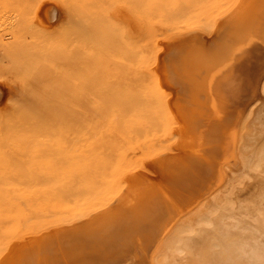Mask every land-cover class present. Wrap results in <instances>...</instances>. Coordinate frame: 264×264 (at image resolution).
<instances>
[{
    "label": "rangeland",
    "instance_id": "rangeland-1",
    "mask_svg": "<svg viewBox=\"0 0 264 264\" xmlns=\"http://www.w3.org/2000/svg\"><path fill=\"white\" fill-rule=\"evenodd\" d=\"M124 1L0 0V264H52L45 260V252H39L48 248L50 239L58 245L65 241L61 236H69V228L63 229V234L44 235L55 232L59 224L53 216L67 201L91 204L93 210L90 208L89 216L85 214V221L77 226L84 229L79 231L92 235L101 231L98 222L107 214L126 207L131 215L129 208L135 201L148 208L144 197L151 192L165 194L155 201L161 198L162 205L168 206L173 198L170 186L177 184L172 181L171 170L185 168L193 158L198 159L199 145L216 122L222 127L223 139L235 129L236 147L241 135L264 132V124L256 120L255 114L246 117L251 104L257 112L259 102L261 105L264 101L260 82L254 97L243 100L240 115L221 124L223 106L220 111L200 109L203 115L199 110L195 112L190 97L175 81L186 79L182 70L188 63L183 59L190 45L204 43V48H210L223 37L224 42L227 25L233 26L230 20L258 4V0H147L152 10L144 13L143 39L135 45L136 50H128L126 44V35L130 40L135 37L134 29L126 34L121 28H127L128 17L111 14ZM46 3H54L59 9V17L52 22L42 14ZM159 4L162 11L153 14ZM221 20L225 25L219 29L202 26L207 21ZM101 24L109 28L101 29ZM200 33L208 35V43ZM66 89L73 93L69 95ZM179 104L188 107V115ZM182 116L189 119L187 123ZM243 118L251 120L243 125ZM197 119H203L206 125L200 127ZM231 137L220 142L224 151L218 164L206 162L214 167L202 173L206 174L202 176L204 181L215 177L210 190H219L220 183L241 170ZM260 174L254 173L255 182L250 180L253 186L263 178ZM248 181L245 179L242 187L246 188ZM211 197L209 193L203 201ZM201 202L189 204L181 214L194 217ZM40 218L43 222L35 220ZM31 239L36 245L32 244L29 254L25 247ZM162 241L158 238L147 244L148 252L137 258L139 263L136 258L132 260L136 259V264H157L156 250ZM185 258L167 263L193 264L190 257ZM68 262L60 264H74V260Z\"/></svg>",
    "mask_w": 264,
    "mask_h": 264
},
{
    "label": "bare ground",
    "instance_id": "bare-ground-1",
    "mask_svg": "<svg viewBox=\"0 0 264 264\" xmlns=\"http://www.w3.org/2000/svg\"><path fill=\"white\" fill-rule=\"evenodd\" d=\"M160 1L162 0H150L151 3H160ZM146 3L147 0H125L124 3L121 4L123 6L120 5L111 10L113 17H128L125 21L127 28L125 26L121 27L123 28V33L129 34L131 30L134 29L133 32L135 37L132 40L126 35L128 39L126 43L129 47L128 50H132L135 45L140 43L143 39L142 32L145 26L144 13L152 10L151 7L148 6V4L151 3L148 2L147 5ZM43 8L42 14L45 20L52 22L59 17V9L56 4L46 3ZM160 10L161 5L159 4L158 9H155L152 13L157 14L162 11ZM93 12L96 13L97 11ZM99 12L103 13V11ZM230 21L233 22L234 28L232 29V25H227L226 28L228 30L224 42L223 37L219 42L217 41L210 46V48H204L206 47L204 43L189 46L190 49L189 51H185V57L183 59V61L188 63L186 65L187 68L186 70H182L186 79H175L185 93L184 95L190 97L191 102L195 105V112L199 110V113L203 115V111L200 109L204 110L209 107L215 111L217 109L220 111L223 106L225 112L223 111L224 117H222V121L220 120L219 122L221 124L223 120H226L225 122H231L232 117L235 118L238 114L240 115L244 102L243 100L250 101L254 97L259 82L264 92V0H258V4H253L250 9L247 8L242 10L241 13L239 12L237 14V17ZM223 23V20L218 21V23L207 21L203 23L202 26L207 30L213 28L215 30V28L219 29L222 25H225V23ZM99 28L108 29L109 26L101 24ZM205 34L200 33L199 36L204 38L206 42L208 41V35L206 36ZM11 43L12 42H10V44ZM11 47L12 46H10V49H12ZM136 49L135 47V50ZM172 100H170V102ZM256 104L255 106H258ZM178 106L184 115L189 112L185 104L182 105V107L180 104ZM259 106L258 111L255 112L254 103L253 105L251 104V106L248 107L246 117L256 115V120L258 119L261 124H264V101L261 102V105L259 102ZM205 113L206 112H204V114ZM186 119L187 121L189 120L184 117V121H186ZM243 119L242 124H247L246 121L249 119ZM202 120L197 119L196 121L197 125H201L200 127L206 125ZM182 123L184 124V122ZM216 124L210 127L204 139L202 138L203 142H201L202 144L199 145V150L197 151L198 159L194 160L193 158L187 163L188 165H185V168H178L177 166L176 169L174 168L171 170L170 175L172 181H177L176 183L179 184H171L170 187L172 189L170 194L173 198L171 197V199H169L168 206H166V204L162 205L163 200H161V198L158 199V203L155 201L158 196H166L165 194H158V190L153 193L151 192L147 197H144L147 199L145 205L148 204V208H142L141 206L144 204L135 201L136 204L138 203V205H141L138 206L134 203V205H130L129 210L133 211L131 215L128 214V209H125L126 207L121 211L112 212L113 214H107L98 222L101 231L92 235L89 234V232L86 234L83 233L85 231H79L82 227L78 229L81 225L79 227L77 226L78 223L81 224L85 221L82 220V217H84L85 214V217H87L91 204L86 205L82 202L74 203L67 201V203H63L62 207H60V211H57L58 213L53 216L54 221L59 224L58 227L56 225V230H53L55 232L47 231L44 235H49L51 237V233L53 235L56 233L63 234L62 230L69 228L71 229L68 231L69 236L67 237L66 234L61 236L64 237L65 241L58 245H53L55 241L50 239L48 248L41 249V252H39L40 255L45 252V257L48 255L45 260L51 261L52 264L66 263L68 262L66 261L67 259L69 260L68 263L74 260V264H127L129 260L132 264H136L134 261L148 252L147 244L155 243L158 238H161L163 239L162 245H159L160 247L156 250L157 253L155 256V260L160 264H168L167 262H169L170 259H175L173 261H176V259L179 260L185 257H190L193 264H264V132L258 134L254 133V135L253 133L241 135V143L239 142L240 145L237 147L234 144L236 137L234 132L235 129L233 131L234 136L233 132L232 134H228L230 137L232 135V142L236 147V149H232L235 155L238 154L237 158L239 159L241 170L238 169L239 171L234 173L226 183H220L221 188L218 187L220 188L219 190L214 191L210 190V188L213 187L216 182L214 181L215 177L205 181L202 180V176L205 178L207 174L206 171H208L209 168L212 170L214 169L212 166L208 167L206 162L215 164L216 166L222 155V150L224 151L221 147V143H223L221 141L224 140L225 142V140L230 138L228 135V138L224 136L227 139L221 138L222 127ZM232 124L229 123V125ZM195 128H197V126ZM240 129L241 131L244 130L242 126ZM177 134H174L175 137H177ZM257 135L259 136L256 139L255 136ZM172 141H174V139ZM232 142L230 144H232ZM197 144H195V146ZM230 151L232 152L231 149ZM129 166L130 164L127 165V167ZM227 168L229 169V167ZM196 171L198 172L197 174ZM254 173H261L260 175H263L261 176L263 178L253 186L252 181L255 182V180H253V178L255 179ZM247 178L249 181L246 185L248 186L244 188L242 184ZM251 179L252 181L250 182ZM216 187L217 186L214 188ZM209 193L212 195L211 199L203 201L205 195ZM54 197L52 195V199H55ZM200 200H202V202L197 205V212L194 214V217L191 218L186 214H181L184 207L189 204V206H191L194 202ZM57 202L54 204L57 205ZM51 203L52 202H50V204ZM93 203L97 204V201ZM93 207H95V205ZM45 217L44 220L48 218ZM97 218L98 216L95 219ZM35 220L39 221L41 218ZM75 221L77 222L75 223ZM41 222L43 221L41 220ZM39 225H41V223ZM39 233H42V230ZM138 235H141V238L137 237ZM78 236L79 239H77ZM56 238H54V240ZM44 240L45 239L42 241ZM32 241L34 240L31 239L26 245V247L32 248L25 247V250L29 249V254L32 252L30 249L34 247L32 244L36 245ZM37 254L38 252L35 255ZM130 255L132 256L131 258H129ZM29 258H31V255H29ZM133 258L136 259L133 261ZM38 259H36V262H38ZM187 260L189 261V259ZM31 261L34 260L31 258ZM182 261L185 262V260ZM136 262L139 263V259H137Z\"/></svg>",
    "mask_w": 264,
    "mask_h": 264
},
{
    "label": "crops",
    "instance_id": "crops-1",
    "mask_svg": "<svg viewBox=\"0 0 264 264\" xmlns=\"http://www.w3.org/2000/svg\"><path fill=\"white\" fill-rule=\"evenodd\" d=\"M69 86H70V85H69ZM70 90H71V89H70ZM70 90H69V91H70ZM66 91H67V89H66ZM67 93L70 95V93H73V91H70V92L67 91ZM67 93H66V94H67ZM66 94H65V95H66Z\"/></svg>",
    "mask_w": 264,
    "mask_h": 264
},
{
    "label": "water",
    "instance_id": "water-1",
    "mask_svg": "<svg viewBox=\"0 0 264 264\" xmlns=\"http://www.w3.org/2000/svg\"><path fill=\"white\" fill-rule=\"evenodd\" d=\"M218 168H219V167H218ZM218 168H217V169H218Z\"/></svg>",
    "mask_w": 264,
    "mask_h": 264
}]
</instances>
